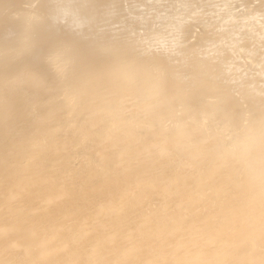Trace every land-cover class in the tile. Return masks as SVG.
Masks as SVG:
<instances>
[{
    "label": "bare ground",
    "instance_id": "1",
    "mask_svg": "<svg viewBox=\"0 0 264 264\" xmlns=\"http://www.w3.org/2000/svg\"><path fill=\"white\" fill-rule=\"evenodd\" d=\"M0 264H264V0H0Z\"/></svg>",
    "mask_w": 264,
    "mask_h": 264
}]
</instances>
